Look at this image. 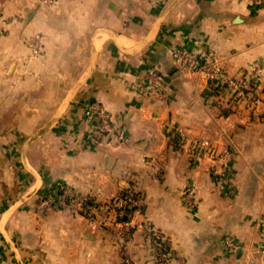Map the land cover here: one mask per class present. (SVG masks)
Instances as JSON below:
<instances>
[{
    "label": "crops",
    "instance_id": "1",
    "mask_svg": "<svg viewBox=\"0 0 264 264\" xmlns=\"http://www.w3.org/2000/svg\"><path fill=\"white\" fill-rule=\"evenodd\" d=\"M173 47L212 51L234 77L260 66L263 93L264 0H0V264H123L116 227L43 208L60 184L97 200L132 188L164 264H264V101L181 73ZM150 67L161 83L144 94ZM94 99L114 136L92 140ZM204 139L216 173L189 158ZM127 251L159 264L140 231Z\"/></svg>",
    "mask_w": 264,
    "mask_h": 264
},
{
    "label": "built area",
    "instance_id": "2",
    "mask_svg": "<svg viewBox=\"0 0 264 264\" xmlns=\"http://www.w3.org/2000/svg\"><path fill=\"white\" fill-rule=\"evenodd\" d=\"M49 3V0H43ZM27 46L32 55H37L41 50L40 36H30L27 39ZM172 61L182 71L189 73H200L210 84L221 80L227 89L237 90L243 101L249 105L255 103L257 99L263 97L259 94V76L262 68L253 66L240 77L227 74L219 63L216 55L209 51L204 55L180 47H173L170 52ZM144 82L140 89L144 94L150 91L156 92L160 87V75L155 67H150L146 71ZM150 90V91H148ZM87 113L93 120L92 140H102L103 138L114 136L112 115L106 107L97 99L88 103ZM192 152L195 157H214L222 159L221 153H215L214 148L207 139L194 141ZM184 202L192 209L197 205L196 186L193 182H187L183 192ZM43 208L49 206H59L73 213H80L90 224L100 227H116L119 248L123 254V264H134L127 251L136 231L142 232L150 241L154 252V258L159 264H164L172 254L167 247V240L146 218L138 219L142 214L140 201L132 188H125L119 193L104 200H97L93 196H76L74 192L63 184L57 188L54 197H47Z\"/></svg>",
    "mask_w": 264,
    "mask_h": 264
},
{
    "label": "rangeland",
    "instance_id": "3",
    "mask_svg": "<svg viewBox=\"0 0 264 264\" xmlns=\"http://www.w3.org/2000/svg\"><path fill=\"white\" fill-rule=\"evenodd\" d=\"M174 63V62H173ZM176 66V65H175ZM177 67V66H176ZM177 69L181 72V73H189V72H186V71H182L180 68H178L177 67ZM158 71V70H157ZM262 72V71H261ZM191 74V73H190ZM193 74V73H192ZM197 74H200V73H197ZM202 75V74H201ZM239 76H241V75H239ZM260 95H262V93H260ZM264 101V99H263V97H260L259 96V98L257 99V101L255 102V103H253V104H251V105H256L257 104V102L258 101ZM247 105H249V103H247L246 101H244ZM250 106V105H249ZM189 158H191L192 159V161H195V162H202V161H206L207 163H209V166L210 167H215V170H214V172L216 173L217 172V164H218V162L219 161H217V160H219V159H217V158H214V157H189ZM187 184V183H186ZM196 191H197V189H196ZM196 197H197V205H198V194L196 193ZM181 198H182V200L184 201V199H185V195L182 193L181 194ZM197 205H196V207H197ZM195 207V208H196ZM194 208V209H195ZM167 247H170V245L167 243Z\"/></svg>",
    "mask_w": 264,
    "mask_h": 264
}]
</instances>
